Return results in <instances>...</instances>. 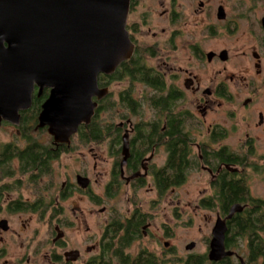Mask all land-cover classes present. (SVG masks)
I'll list each match as a JSON object with an SVG mask.
<instances>
[{
  "label": "flooded vegetation",
  "instance_id": "obj_1",
  "mask_svg": "<svg viewBox=\"0 0 264 264\" xmlns=\"http://www.w3.org/2000/svg\"><path fill=\"white\" fill-rule=\"evenodd\" d=\"M139 1L130 0L125 29L134 45V53L138 47L142 48L145 53V72L148 74L145 78V107L151 108L146 99L154 95V92H158L161 97L173 99L172 113L182 117V120L184 119L183 126L180 124L176 125V133L180 137L175 146L176 151L183 152L186 155L185 160L191 162V166L187 168L185 178L180 179L175 186L167 189V191L173 190L177 194L176 191L185 185L192 173L205 174L207 176L205 179L207 187L198 189L197 195L199 197L196 200V208L216 211V219L209 229V233L201 241L204 247L203 252H196L199 242L190 240L184 247L186 255L178 256L172 264H186L189 260L197 258L204 259V264H264V232L260 231L259 235L252 239L233 236L230 232L232 218L236 214L242 213L244 206L233 204L228 207L224 203L221 205L215 198L222 179L228 180L230 175L236 173L241 176L243 172L239 164L227 162V154H229L230 149L223 142L227 138L229 131L223 124L214 120L217 119V112L213 106L215 101H228L232 98L225 79H228V82H233L234 78L226 73L225 67L216 72L215 78L212 77L210 80H207V84L200 77L201 73L206 75L209 72V65L219 62L226 64L229 60L228 51L225 49L218 52L213 50L205 51L201 47L204 41L203 38L211 39L220 31L235 34L240 30V25L243 23L245 16L243 13H238L237 18L230 17L226 6L222 3H219L213 9L212 7L210 8V0H195L196 8L194 7L193 10L194 16L203 14L204 19H202L200 38L184 41V44H186L185 49L190 52L188 61L190 65L185 67L178 65L176 55H174L178 50H182L183 45L182 40H180V36L182 35L181 28L178 27L182 13L180 0H151L155 1L157 7L161 9L159 17L163 18L162 23L165 24V27H161L160 23L159 25L153 23L151 13L157 7H151L146 4L143 6L144 12H141L140 25L127 27L128 15L139 5ZM206 9L207 12L205 11ZM247 10L244 11L248 13L249 11ZM214 17L215 23H213ZM141 25L145 27L146 36L145 46L143 47L133 37L138 33L139 26ZM257 25L260 34L250 31V34L254 38L257 37L256 46L255 48L252 46L249 52L244 51L241 53L242 58L248 59V64L238 74L239 80L253 93L258 88L256 82H259V85L261 83L264 85V14L258 20ZM128 29L131 30L128 31ZM192 61L195 64L194 66L191 65ZM155 81L160 83L158 91L149 85ZM98 87L109 89V86L102 87L98 85ZM49 91V88H44L39 92L35 86L31 96L30 108L19 112V124L14 125L6 121H1L0 123V126L13 127L22 137L30 129L37 133L46 132L50 137L48 143L39 141L32 134L29 135L31 137L30 140L22 138V141H20L22 145H18L15 142L5 143L0 141V147L7 148L12 153L0 157L1 263L44 264V257L47 261L45 264H123V259L130 258L132 260L140 256L142 258L152 256L155 260H162V255L156 256L145 248L138 250L136 247V253L131 252V248L145 238L151 223L149 217L145 214V205L138 198L139 192L145 188L147 177H151L154 190L159 198L163 197L167 192L165 191V193L160 195L155 183V175L164 168L168 156L165 147L167 139L165 138V140H161L157 144H152L151 147L148 146L150 148L145 150L146 152L143 151L142 155L135 156L134 151L138 148V145L136 146L138 142L135 140L136 124L127 121L123 125L120 121L119 124H115V127L119 129L120 140L118 142H115V140H105L103 142L82 141L80 139L81 128L88 126L89 123L87 125L81 124L77 131L69 137L68 142L56 143L53 137L48 134L47 127H38L37 118L42 104L49 95ZM36 99L39 101V112L37 113L35 122L23 124L22 116L35 106ZM254 99L251 94L243 100L240 108L245 111L254 102ZM102 100L93 99L97 103L93 117ZM216 104L217 107L221 106V102ZM233 114L231 113L230 115ZM167 120L166 114L159 118L161 133H164L168 128ZM145 122H149V119L145 120ZM263 122V112H259L258 124L255 125V128H261ZM182 134L186 136L185 140H181ZM125 136L127 137L126 149L124 146ZM245 136L249 138L248 133H245ZM102 143H107L108 152L110 158H112L109 176L103 186V194L113 200L120 196L124 189L128 207L124 213L118 212L116 205L100 208L99 213H108V217L102 222L98 232L95 235L86 234L85 237L74 243L69 237V230L78 229L77 225H81V220L76 215V211L73 212L74 215L71 214L70 216L67 213V216L66 211L60 203L75 194L91 196L92 180L88 176V171L80 170L74 173L73 179H69L68 177L58 183L54 180L55 172L53 165L63 154L71 153L74 146L80 148L81 145L85 144L100 145ZM34 144L46 146V150L50 151V153H58L56 157L49 155L48 158H44L47 161V169L42 175L38 174L37 167L23 166L20 156L16 154L30 147L32 148ZM248 144L245 145L246 148L244 149L250 156L253 154L249 152L253 144ZM160 149L166 155L165 161L161 166L155 167L154 159ZM8 150L7 152L9 153ZM261 156H263L260 159H263L264 165V155ZM92 157L95 160L92 166L95 170L97 163L96 153H92ZM43 179H46V182L43 184L44 186H41L43 189L40 190L41 192L39 191L40 194L37 197L33 200L22 198L21 192L23 190L29 191L32 189L36 193L35 191L39 186V182L43 181ZM94 181L97 183V180ZM55 190H57V194H53ZM30 193L32 194V192ZM96 199H91L94 205H97L99 202V199ZM237 207H241L242 210L236 211L229 216L230 211ZM223 208L227 209L226 213L223 212ZM21 212L38 214L41 218L40 222L46 224L48 228L50 237L47 242L51 255L46 254L44 256L42 254V261L44 263L40 261L35 262L40 256L36 246L37 228L33 229L34 227L30 223L22 221L20 225L21 230L19 231L14 228L12 221L6 217L7 215L14 216ZM218 220L223 224V239L219 247H214V244H212L214 238L213 230ZM134 224L139 225L136 230L137 234L135 235L132 234V225ZM86 230L89 232L90 229L86 227ZM23 233L26 236L31 234L26 238L23 237ZM250 239L253 242L250 243ZM258 242L260 244L259 253L256 251V244ZM10 245L13 246V251L16 255V261L13 260L12 263L9 262V259H4L9 252ZM163 247L166 248L163 250V254L174 250V247L169 246L168 242H164ZM253 254L254 257L252 258ZM162 261L159 264H165V261Z\"/></svg>",
  "mask_w": 264,
  "mask_h": 264
},
{
  "label": "rangeland",
  "instance_id": "obj_2",
  "mask_svg": "<svg viewBox=\"0 0 264 264\" xmlns=\"http://www.w3.org/2000/svg\"><path fill=\"white\" fill-rule=\"evenodd\" d=\"M139 2V5L128 15L127 27L140 25V16L145 4L151 7H157L155 1L140 0ZM180 2L182 13L178 27L181 28L182 35L180 36V40H182L183 45L182 50H178L174 55H176L178 65L186 67L190 65L188 63L190 52L185 49L186 44H184V41L200 38V29L202 28L201 24L203 23L202 19H204V17L203 14L194 16L193 10L194 7L196 8L195 0H180ZM219 3L226 6V10L230 17L237 18L238 13H243L245 16L244 21L240 25V30L235 34L220 31L211 39L203 38L204 41L201 47L205 51L213 50L218 52L225 49L228 51L229 60L226 64L219 62L209 65V72L206 75L201 73L200 77L205 84H207V80H210L212 77L215 78L216 72L222 67H225L226 73L234 78L233 82H228V79H225L231 91L232 98L228 101H215L213 106L217 112V119L214 120L215 122L223 124L229 131L223 144L227 145L234 154L242 157L244 156L250 163L248 167L243 168V172L248 178L247 183L250 196L255 199L264 200V165L263 159H260L263 157L261 155H264V122L261 128H255V125L258 124V113L263 112L264 115V85L263 83L259 85V82H256L258 88L254 90L253 93V91L248 90L238 78V74L242 71L241 69L248 64V59L242 58L241 53L244 51L249 52L252 46L254 48L256 46L257 37L254 35L256 37L254 38L252 34H250V31L260 34L257 22L264 14V0H210V8H216ZM246 9H248V13L244 11ZM160 11L161 9L158 7L156 10H153V13H151L153 16L152 20L155 25H159L160 23L161 27H165V24L162 23L163 18L159 17ZM205 11L207 12V9ZM215 21L214 17L213 23H215ZM139 27L138 33L133 37H135L137 43L143 47L145 46L146 37L145 27L142 25ZM130 30L131 29H128V31ZM191 65H195L193 61ZM108 86L109 94L107 97L110 95V102L114 104V107L110 111L100 112L101 123H111L115 125L119 124L121 121L124 125L127 121L137 123L140 118L142 119V117H139L138 113L134 115L131 110L128 112L125 108L121 107L118 94L131 87L132 95L138 100L145 94V86L139 82L131 83L128 79L120 81L115 80ZM251 94L252 97L255 98L254 102L248 109L243 111L240 108L242 102ZM219 102H221V106L217 107L216 103ZM142 112H144L145 120L149 119V121H152L154 113L151 108L145 107V103ZM231 113L234 114L230 115ZM245 133H248L249 138H246ZM30 134L41 142L48 143L50 141V137L46 132L37 133L30 129L28 135ZM22 138V135L15 131L13 127L0 126V141L5 143L15 142L18 145H22L20 142ZM248 143H251V145L253 144V151H251L252 149L249 150V152L253 153L250 156L244 149L246 148L245 145H249ZM97 145L85 144L81 145L80 148L74 146L71 153L63 154L53 165L55 172L54 180L58 183L68 177L69 179H73L74 173L80 170L88 171V176L92 180L91 196L75 194L60 203L66 211V215L67 213H69V216L71 214L74 215L73 212L76 211V215L81 220V225H77L78 229L69 230V237L74 243L85 237L86 234L95 235L98 232L100 225L108 217V213H99L100 208L116 205L118 212L124 213L128 207L125 200L124 194L126 193L124 189L120 196L116 197V199L114 198L115 200H111L103 194V186L104 183L107 182L109 176L112 158H110L107 143ZM92 153H96L97 156L95 170L92 167L95 161L92 157ZM165 157L164 151L160 149L156 153L154 159L155 167L161 166L165 161ZM201 174L202 173L197 172L192 173L185 185L180 190L176 191L177 194L175 191L169 190L160 198L154 190L151 177H147L145 188L139 192L138 198L141 203L145 205V214H147L151 223L145 238L138 242V244H135L134 247L131 248V252L136 253V247L138 250L145 248L156 256L162 255V260L165 261V264H172L174 259L178 256L186 255L184 247L190 240L199 242L196 252H203L204 247L201 241L204 236L209 233V229L216 219V211L196 208V200L199 197L197 195L198 189L207 187L205 180L207 176ZM94 180H97V183ZM45 182L46 179L39 182V186L35 191L36 193L43 189L41 186H44L43 184H45ZM31 190H23L21 192L22 198L33 200L41 192L36 194ZM30 192H32L33 195ZM53 194H57V190H55ZM95 198H97L96 200L99 199L97 205H94L91 201V199ZM6 217L12 221L14 228L19 231L21 230L20 225L22 221L30 223L34 227L33 229L37 228L36 246L40 256L35 262H43L42 254L44 256L50 254L47 242L50 235L46 224L40 222V216L38 214H31L30 212H21L17 215H7ZM86 227L90 229L89 232H87ZM22 235L28 238V235L26 236L24 233ZM164 242H168L169 246L174 247V250L163 254V250L166 249L163 247ZM4 259H9L11 263L13 260L16 261V255L12 245H10L9 252ZM43 260L45 263L47 262L45 257ZM1 262L2 260L0 264H2Z\"/></svg>",
  "mask_w": 264,
  "mask_h": 264
},
{
  "label": "water",
  "instance_id": "obj_3",
  "mask_svg": "<svg viewBox=\"0 0 264 264\" xmlns=\"http://www.w3.org/2000/svg\"><path fill=\"white\" fill-rule=\"evenodd\" d=\"M129 3L0 0V123L19 124L36 86L50 89L37 119L56 143L89 124L93 99L109 94L98 87L99 75H112L134 53L125 29ZM124 141L126 149V136ZM222 225L218 220L214 227V247L222 244Z\"/></svg>",
  "mask_w": 264,
  "mask_h": 264
},
{
  "label": "trees",
  "instance_id": "obj_4",
  "mask_svg": "<svg viewBox=\"0 0 264 264\" xmlns=\"http://www.w3.org/2000/svg\"><path fill=\"white\" fill-rule=\"evenodd\" d=\"M148 74L145 72V53L144 50L140 47L137 48L134 55L127 61H124L119 65L117 70L110 76L99 75L98 85L105 87L111 84L113 81L128 79L131 83L139 82L145 86V78ZM158 79V78H157ZM156 91L160 88V83L151 82L149 84ZM119 102L121 107L125 108L126 111H132V114H139L140 120L136 124V135L135 140H137L138 148L134 151L135 156L142 155L143 151L149 149L152 144H157L161 140L167 139L165 147L168 152L166 163L163 169H161L155 175L156 187L159 190V194L162 195L167 191V189L175 186L180 179H184L187 174V168L191 165L190 161H186L183 152L176 151V143L180 139L176 131V125L180 124L183 126L184 119L182 120L179 115L173 114V99L164 98L159 96L158 92H154V95H151L146 102L149 103L154 117L152 121L145 122L144 112H142L143 105L145 103V94L142 95L140 99H136L132 95V88L129 87L118 94ZM114 104L110 102V95L104 98L98 109L95 112V116L91 120L88 126L82 127L80 131V139L82 141H95L103 142L105 140H115L118 142L119 138V129L115 127L114 124H103L100 120V112L110 111L113 109ZM39 112V101L36 99L35 106L31 110L24 113L22 116V123H33L35 122L37 113ZM166 114L167 117V126L168 128L164 133L160 132L159 118ZM182 130V127H181ZM24 139L30 140L28 133H24ZM186 136L181 135V140H185ZM33 147L16 153L20 156L22 165L28 167H37L38 174H44L47 169V161L44 158H48L49 155L52 157L58 156V153L47 151V147L34 144ZM150 146V147H148ZM7 148L0 147V157L12 154L7 152ZM146 152V151H145ZM227 162L230 164H239L240 167H248L250 163L244 157H239L233 152H229ZM237 174V175H236ZM230 175L229 179H222L219 183L218 190L216 192L215 198L219 203H224V205L232 206L233 204H240L244 206V210L240 214H236L232 218L231 224V234L233 236L253 238L259 235V232H264V200L255 199L250 196L249 187L247 183V175L242 172L241 176L238 173ZM214 198V199H215ZM227 209L223 208V212L226 213ZM137 224L132 225V234H137L138 229ZM249 240L250 243L253 242ZM256 251L259 253L260 244H256ZM262 253V249H261ZM254 254L252 255V258ZM204 259H194L189 260L186 264H204ZM123 264H159L162 263V260H155L152 256H141L134 259H123Z\"/></svg>",
  "mask_w": 264,
  "mask_h": 264
}]
</instances>
